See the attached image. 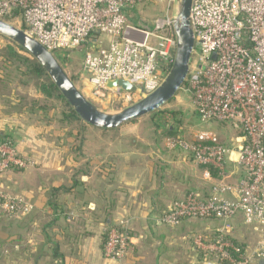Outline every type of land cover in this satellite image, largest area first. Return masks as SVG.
Wrapping results in <instances>:
<instances>
[{"label": "built area", "instance_id": "built-area-1", "mask_svg": "<svg viewBox=\"0 0 264 264\" xmlns=\"http://www.w3.org/2000/svg\"><path fill=\"white\" fill-rule=\"evenodd\" d=\"M147 1L0 0V19L21 20L22 30L54 57L84 48L83 84L92 97L131 106L163 84L177 52L178 8L171 13L176 0H167L166 15L155 20L153 31L127 15V9ZM190 26L196 46L187 82L198 118L205 125L231 124L237 132L230 144L213 130L187 135L178 129L167 140L168 148L185 152L203 168L213 187L208 197L192 192L175 201L162 222L178 226L187 219L218 220L221 225L211 238L194 239L205 264H264V0H193ZM120 81L132 89L108 86ZM33 165L12 141L0 140V177ZM32 210L23 196L0 187L4 217L21 219ZM239 220L257 235L253 246L234 242ZM131 245L130 234L112 226L104 257L121 264Z\"/></svg>", "mask_w": 264, "mask_h": 264}, {"label": "crops", "instance_id": "crops-1", "mask_svg": "<svg viewBox=\"0 0 264 264\" xmlns=\"http://www.w3.org/2000/svg\"><path fill=\"white\" fill-rule=\"evenodd\" d=\"M19 90L28 100H44L36 89ZM164 131L137 133L134 123L73 130L59 111H32L15 96L3 97L0 140L12 141L35 166L0 177V187L33 206L23 219L0 211V264H120L103 253L105 234L115 225L132 243L121 264H205L194 239L211 238L221 222L187 219L170 226L162 219L192 192L208 197L213 182L188 154L168 148ZM246 231L248 238L236 224L234 238L253 246L257 235Z\"/></svg>", "mask_w": 264, "mask_h": 264}, {"label": "water", "instance_id": "water-1", "mask_svg": "<svg viewBox=\"0 0 264 264\" xmlns=\"http://www.w3.org/2000/svg\"><path fill=\"white\" fill-rule=\"evenodd\" d=\"M192 2L193 0L180 1L175 24L176 57L163 84L152 94L117 113L99 110L79 91L53 54L26 34L24 30L0 19V35L12 41L38 61L84 124L103 130H116L123 125L137 122L144 116L160 111L176 97L187 82L192 54L196 46L195 35L190 26ZM99 33V31L95 32L97 35ZM108 86L110 88L121 86L125 90L132 89V85L124 81L111 82Z\"/></svg>", "mask_w": 264, "mask_h": 264}, {"label": "rangeland", "instance_id": "rangeland-1", "mask_svg": "<svg viewBox=\"0 0 264 264\" xmlns=\"http://www.w3.org/2000/svg\"><path fill=\"white\" fill-rule=\"evenodd\" d=\"M180 1L181 0H176V3L173 4L174 6L172 7L171 13H173L177 8L179 10ZM167 9V0H150L141 5H137L135 8L127 9V15L131 22H134L135 24H138L141 27L144 26L146 27V29L153 31L155 28L153 23L156 19L164 17L166 15ZM9 22L11 25L19 29L24 28V24L21 20H13ZM8 44L9 43L6 38L0 35V51L5 48ZM85 53L86 50L84 48H79L55 52L54 55L59 60V64L62 66L69 78L74 82L75 86L79 89V91L83 93V95H85V97L89 101H91L99 110L107 113H117L125 109L126 107H129L130 105L123 103H115L114 105H109L105 101L101 102L100 100H96L92 97L90 89L84 86L83 84V81L87 79L86 75L82 70ZM61 56H64L66 58L62 61L60 58ZM194 58H196V56H193V59ZM5 67L7 66L4 65L3 62H0V71L3 75L8 74V70H6ZM14 75L15 72L11 73L12 77H14ZM21 81L26 82L27 80L24 78L22 80L21 77L17 75L12 80V82L9 83L8 86H6L5 82H0V97L3 96L6 98H10L11 96H15V98L19 101L20 97H26L25 95H23L26 92L20 91L19 89H29V94H33L34 90L36 89L35 84L32 82L28 83V81L27 84H23ZM186 84L187 86H185L184 88L182 87V89L177 93L176 97L171 102L162 107L160 111L152 115L144 116L137 122H134L136 132L143 133L147 131L153 134L156 129L166 130L167 128H170L172 126L175 127V132H177L178 129H181V131L186 132L187 135H189L190 132L192 133L199 130H213L218 133L223 143L230 144L233 141L237 131L234 129V127L231 126V124H202L196 113V108L194 106V98L192 92L189 90L190 88L188 87L189 83L187 82ZM3 97H1L0 100ZM6 108L10 109L8 106H6ZM138 136L134 135L133 137L136 138ZM152 137H154V135H152ZM143 139L146 138L144 137ZM159 140H161L160 137ZM163 142L164 141L162 140L161 143ZM34 166L35 165H33V167ZM241 222L242 221L239 220L237 223V227H239V232L243 236L247 235L246 237L248 238V234L246 231L248 230V228L243 227ZM244 241H247L246 238L244 239Z\"/></svg>", "mask_w": 264, "mask_h": 264}, {"label": "trees", "instance_id": "trees-1", "mask_svg": "<svg viewBox=\"0 0 264 264\" xmlns=\"http://www.w3.org/2000/svg\"><path fill=\"white\" fill-rule=\"evenodd\" d=\"M6 40L9 44L0 51V62H3V64L7 66L5 68L8 70V74L3 75L0 71V82H5L6 86H8L15 76L19 75L22 80L24 78L28 83H34L38 92L44 97V100L40 102L38 100H28L25 97H20V103L24 104V102H26L32 111L38 110L47 112V114L53 111H59L62 123L68 125L73 130L76 129L81 131L86 124L82 122L79 115L70 106L43 67L25 50L14 44L12 41L8 39ZM14 72L15 75L12 77L11 73ZM27 81L21 82L27 84ZM186 83L183 88L187 86ZM163 135L166 139H170L175 137L177 132H175L174 127H170L163 132ZM210 170L213 176H215L216 173L214 172V169L211 168ZM106 240L107 232L105 234L104 243ZM234 242L242 245L238 240H234Z\"/></svg>", "mask_w": 264, "mask_h": 264}]
</instances>
